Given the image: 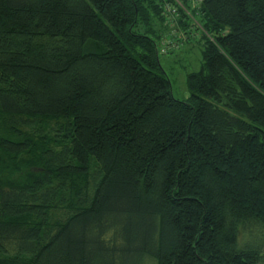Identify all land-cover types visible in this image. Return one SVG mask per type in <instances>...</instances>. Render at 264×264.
Masks as SVG:
<instances>
[{"label": "trees", "instance_id": "trees-1", "mask_svg": "<svg viewBox=\"0 0 264 264\" xmlns=\"http://www.w3.org/2000/svg\"><path fill=\"white\" fill-rule=\"evenodd\" d=\"M170 1L0 0V264H264V0H181L187 100Z\"/></svg>", "mask_w": 264, "mask_h": 264}, {"label": "rangeland", "instance_id": "rangeland-1", "mask_svg": "<svg viewBox=\"0 0 264 264\" xmlns=\"http://www.w3.org/2000/svg\"><path fill=\"white\" fill-rule=\"evenodd\" d=\"M175 1L167 2L164 6L166 25L155 22L153 26L147 28L140 26V32L145 33L149 28L153 30V33L148 34L158 43L160 61L172 82L173 94L179 100H187L190 96L189 76L201 72L205 66L203 58L205 40L199 17L187 13L190 11L181 0ZM189 3L191 8L195 9L198 1L189 0ZM179 9L183 10L190 20L183 17ZM251 229L255 235H259L261 231L258 227Z\"/></svg>", "mask_w": 264, "mask_h": 264}, {"label": "built area", "instance_id": "built-area-1", "mask_svg": "<svg viewBox=\"0 0 264 264\" xmlns=\"http://www.w3.org/2000/svg\"><path fill=\"white\" fill-rule=\"evenodd\" d=\"M198 1V0H197ZM200 2V0L198 1V3ZM198 3H196V4H198Z\"/></svg>", "mask_w": 264, "mask_h": 264}]
</instances>
